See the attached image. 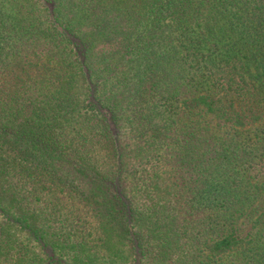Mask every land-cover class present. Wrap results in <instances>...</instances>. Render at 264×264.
<instances>
[{
    "label": "trees",
    "instance_id": "trees-1",
    "mask_svg": "<svg viewBox=\"0 0 264 264\" xmlns=\"http://www.w3.org/2000/svg\"><path fill=\"white\" fill-rule=\"evenodd\" d=\"M0 264H264V0H0Z\"/></svg>",
    "mask_w": 264,
    "mask_h": 264
},
{
    "label": "rangeland",
    "instance_id": "rangeland-1",
    "mask_svg": "<svg viewBox=\"0 0 264 264\" xmlns=\"http://www.w3.org/2000/svg\"><path fill=\"white\" fill-rule=\"evenodd\" d=\"M67 18L69 20V22L72 24V26H74L77 29L80 30H87L86 28V24L84 23V21L80 18V16L78 15V13L73 10V12H69V14L67 15ZM161 124L163 125L164 123H158L159 126H161Z\"/></svg>",
    "mask_w": 264,
    "mask_h": 264
}]
</instances>
